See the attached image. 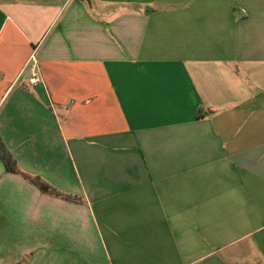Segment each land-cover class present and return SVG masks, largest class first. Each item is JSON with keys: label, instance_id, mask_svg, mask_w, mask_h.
Instances as JSON below:
<instances>
[{"label": "crops", "instance_id": "crops-1", "mask_svg": "<svg viewBox=\"0 0 264 264\" xmlns=\"http://www.w3.org/2000/svg\"><path fill=\"white\" fill-rule=\"evenodd\" d=\"M0 139V264H264V0H0Z\"/></svg>", "mask_w": 264, "mask_h": 264}, {"label": "trees", "instance_id": "trees-1", "mask_svg": "<svg viewBox=\"0 0 264 264\" xmlns=\"http://www.w3.org/2000/svg\"><path fill=\"white\" fill-rule=\"evenodd\" d=\"M0 158L2 159L4 166L7 171H13L15 167V160L13 156L8 151L5 143L0 139ZM33 182L38 185L42 190H46L49 185L47 182L41 180L40 178H33Z\"/></svg>", "mask_w": 264, "mask_h": 264}, {"label": "built area", "instance_id": "built-area-1", "mask_svg": "<svg viewBox=\"0 0 264 264\" xmlns=\"http://www.w3.org/2000/svg\"><path fill=\"white\" fill-rule=\"evenodd\" d=\"M31 77H30V82L34 83L38 80V69L36 65L33 63V66L31 67Z\"/></svg>", "mask_w": 264, "mask_h": 264}]
</instances>
